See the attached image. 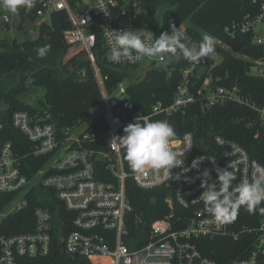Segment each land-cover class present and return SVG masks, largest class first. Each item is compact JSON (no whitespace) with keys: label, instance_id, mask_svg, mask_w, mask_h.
<instances>
[{"label":"built area","instance_id":"obj_1","mask_svg":"<svg viewBox=\"0 0 264 264\" xmlns=\"http://www.w3.org/2000/svg\"><path fill=\"white\" fill-rule=\"evenodd\" d=\"M24 12L34 18L26 19L37 22V28L49 24L56 13L66 15L69 28L63 32V39L78 49L74 72L83 80L88 66L101 98L90 107L87 120L73 127H58L47 122L48 115L40 113H12L11 127L25 137L30 151L19 153L11 142L0 143V197L4 198L0 230L2 222L13 214L32 204L35 207L30 231L14 233V226L5 224L0 233V264H17L20 257L47 256L56 240L69 256L87 258L95 264H264V202L251 212L241 206L234 219L218 222L199 198L205 171L209 173L208 183L215 182L216 168L233 171L234 186L255 178L259 162L239 144L216 136L206 145L201 139L196 141L193 133H182L171 140L170 147L183 153V165L172 168L170 177L176 178L169 179L164 170L126 171L122 149L113 140L136 118L137 122L144 117L169 123L176 113L184 116L195 106L205 110L236 98L235 90L209 89L208 76L204 86L196 87L192 79L199 69L206 68L205 57L181 69L182 80L171 103L157 102L144 110L135 105L129 88L144 69L167 70V77H171L180 59L177 64L168 61L161 68L155 67L159 61L153 57L113 62L105 34V29H130L148 31L158 38L159 33L144 25L142 0H35V6ZM2 22L6 26L9 16H3ZM5 26L4 33L8 32ZM262 26L264 3L258 15L239 31L252 32V43L264 49V35L255 34V28ZM226 32L235 37L234 28ZM188 43L195 49L200 42ZM214 45L222 44L214 38ZM140 67L143 69L137 77ZM107 70L122 78L108 86L111 75ZM252 74L264 83V57L254 61ZM196 96L201 97L203 105H193ZM256 111L263 119L264 107ZM29 157L41 162L35 171L22 164ZM128 178L141 189L158 190L163 196L162 216L151 223L132 217L125 193ZM152 199L157 205V198ZM240 216L246 223H240ZM138 226L143 238H134L131 233V228ZM215 244L219 245V254L212 250Z\"/></svg>","mask_w":264,"mask_h":264},{"label":"trees","instance_id":"obj_2","mask_svg":"<svg viewBox=\"0 0 264 264\" xmlns=\"http://www.w3.org/2000/svg\"><path fill=\"white\" fill-rule=\"evenodd\" d=\"M142 2L146 12L144 25L160 35L170 32V24H175L177 27L185 26L182 32L189 37L186 41L189 47H191L189 40L192 43L201 42L204 34L221 41V46H215L216 54L205 57V70L196 73L192 80L196 82V87H201L208 76L211 78V82L207 84L209 89L223 88L236 91V98L215 103L213 105L216 106L210 109L201 110L199 106H195L187 110L184 116L180 113L174 114L169 119V124L175 130V137L191 132L196 141L201 139L209 145L214 137L220 136L239 144L251 159L264 165V118L261 119L256 111V108L264 107V83L252 74L254 61L264 57V49L252 43L254 36L252 32L239 31L244 23L250 22L258 15L264 0H142ZM161 2L171 5L172 9L166 12L159 22L156 19V9ZM24 11L22 22L18 26L20 31H24L26 18L34 21V18L26 15ZM68 28L66 15L59 12L51 17L49 24L45 23L37 28L34 42L30 41V37L19 43L8 38L0 40V101L10 107L0 119L2 125L0 143L11 142L12 148L19 153L30 151V145L25 137L11 127L12 113L16 111H25L31 115L40 113L48 115L47 122L56 123L58 127H73L75 123L87 120L90 107L100 101L99 90L88 66L85 79L79 80L76 72L69 76L67 67L71 63L73 68H76L74 56L78 49L67 45L63 39V32ZM232 28L236 31L234 38L226 32ZM235 44L242 45L237 54L231 52ZM45 45L51 47L44 57H40L37 49ZM217 55H221L222 59L219 64L214 65ZM191 63L180 55V61L171 77H167V70H153L142 84L132 85L129 91L135 105L147 110L149 105L157 102L165 105L171 103L176 86L182 80L181 69L187 68ZM60 65L65 66V80L61 78L63 75L59 71ZM202 72L203 75L199 77L198 74ZM108 73L111 75L108 86L122 78L112 71ZM37 88L44 90V98L37 106H32L26 98L28 99L30 93ZM203 104L201 97L196 96V103L193 105ZM123 134L122 130L120 137ZM123 160L126 171H130L124 155ZM24 161L22 164L28 165L32 171L41 165L39 160L32 157ZM125 193L132 208V217L137 216L146 223H151L165 213L161 204L163 196L158 190L141 189L128 178L125 181ZM154 197L158 200L155 206L151 204ZM3 204L4 198L1 196L0 207ZM33 207L35 204L3 221L0 233L5 224L13 225L14 233L30 231L33 224ZM240 223H246L243 216H240ZM131 233L134 238H143L140 226L132 227ZM227 243L230 245V242ZM213 249L216 254L220 253L218 244L213 245ZM17 264L95 263L87 258L69 256L64 252L63 245L56 240L47 256L20 257Z\"/></svg>","mask_w":264,"mask_h":264},{"label":"clouds","instance_id":"obj_3","mask_svg":"<svg viewBox=\"0 0 264 264\" xmlns=\"http://www.w3.org/2000/svg\"><path fill=\"white\" fill-rule=\"evenodd\" d=\"M35 0H0V7L10 13H17L20 8L31 9ZM170 32L161 33L158 38L144 31L109 30L105 29L106 41L109 46L110 59L113 62L122 60H140L142 57L158 59L156 68L166 67L168 61L182 55L191 62L198 63L202 58L215 55L214 37L204 34L198 47H189L186 41L189 37L175 24H170ZM147 37V39H145ZM50 45L37 49L40 57L47 54ZM142 122L129 123L123 129L121 137L113 139L123 149L124 159L132 170L145 169L159 172L164 170L170 177V170L182 167L183 153H177L170 147L171 140L176 136L174 128L166 121H152L141 117ZM187 171V169H185ZM215 182L208 183L209 173H203L201 187L203 192L200 199L206 205V211L218 222L234 219L241 206L248 211L264 202V165H255L256 176L253 180H242L233 185L236 175L229 168H216Z\"/></svg>","mask_w":264,"mask_h":264},{"label":"rangeland","instance_id":"obj_4","mask_svg":"<svg viewBox=\"0 0 264 264\" xmlns=\"http://www.w3.org/2000/svg\"><path fill=\"white\" fill-rule=\"evenodd\" d=\"M171 5H168L166 2H161L156 9V19L161 22L162 19L164 18V14L166 12H170L171 11ZM24 10H29V9H25V8H20L19 11L15 14L10 13L9 11H3L2 9H0V40L4 39V38H8L11 40H15L16 42H22L24 41L26 38L30 37V32L33 31L35 36H37V22L36 23H31L29 20H25L24 21V31H20L18 30V26L20 25V23L22 22V13ZM9 16L10 22L5 26L2 22V18L3 16ZM7 27L8 32H3V27ZM185 26L182 25L181 27H179V29L182 31L183 28ZM258 33H260V35H264V26H262L261 28L258 29L255 28V34L257 35ZM222 59L221 55H217L215 57V62L214 65L219 64L220 61ZM64 63H65V59H64ZM146 65V64H145ZM142 67H140L137 71V77L140 76V73L142 71ZM205 68L199 69V71H204ZM60 73L62 75H65V66L64 65H60V69H59ZM255 74V73H253ZM146 80V79H145ZM144 80V81H145ZM143 81V82H144ZM142 82V83H143ZM141 83V84H142ZM136 85V84H135ZM140 85V84H139ZM44 98V90L41 88H37L35 89L33 92L30 93L28 99L26 98L27 102L29 104H31L32 106H37V103L42 100ZM59 126V125H58ZM91 262V261H90Z\"/></svg>","mask_w":264,"mask_h":264},{"label":"water","instance_id":"obj_5","mask_svg":"<svg viewBox=\"0 0 264 264\" xmlns=\"http://www.w3.org/2000/svg\"><path fill=\"white\" fill-rule=\"evenodd\" d=\"M36 40V36L34 34L33 31L30 32V41L31 42H34ZM241 44H235L232 48H231V52L233 54H237L239 51H240V48H241ZM180 59V55H177L175 56L172 60L174 61V64H177L178 61ZM154 69L152 68H148V69H144L140 78L135 81L136 82V85H139L141 84L147 77L148 73L152 72ZM67 71L69 72V76L72 75L75 71V69L73 68L72 64L70 63L67 67ZM63 80L66 79V75H63L61 77ZM10 110V107L8 105H6L3 101H0V119L3 118L5 116V114ZM156 203V200L155 199H152L151 200V204L152 205H155Z\"/></svg>","mask_w":264,"mask_h":264}]
</instances>
